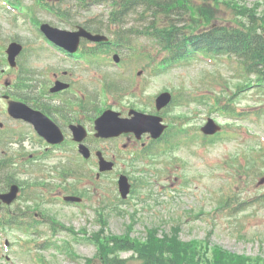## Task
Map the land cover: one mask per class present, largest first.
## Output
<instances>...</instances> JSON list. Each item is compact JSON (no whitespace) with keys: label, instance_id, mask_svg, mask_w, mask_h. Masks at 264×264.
I'll list each match as a JSON object with an SVG mask.
<instances>
[{"label":"rangeland","instance_id":"obj_1","mask_svg":"<svg viewBox=\"0 0 264 264\" xmlns=\"http://www.w3.org/2000/svg\"><path fill=\"white\" fill-rule=\"evenodd\" d=\"M233 1L247 7L258 5L257 12L264 11V0ZM25 3L31 2L26 0ZM111 4L110 0L101 1L100 4H96L97 9L91 7V11L95 14L101 13L103 18H107L112 9ZM221 9L217 11L219 17L217 23L229 24L228 21L232 18V14L223 6ZM139 11L140 9L136 13L138 14ZM130 16L135 17V13ZM16 17L14 13L0 7V25L7 27L6 30ZM18 17L17 25L18 22L21 23V17L25 20L24 31L21 32L24 42L27 39L32 40V25L29 17L24 14ZM83 17H86L84 13L76 14L77 20H81ZM36 18L60 28H69L65 23L59 22L45 11L37 10ZM33 31L35 36L39 35L35 24H33ZM139 43L145 45L144 50L149 49L146 44L148 41L140 39ZM40 44L48 52L55 50L43 38ZM35 52L27 54L29 69H41L53 64L64 65L59 62L60 59L57 56L51 57L47 52L38 51L39 56ZM153 60L157 61V57ZM208 69L217 71L224 78L236 77L233 63L218 60L209 64L195 59L187 65L170 67L167 72H162L157 76L151 75L147 80L152 85L148 84L144 91L155 94L166 86L182 84L190 86L192 95L206 93L208 90L202 87L199 76ZM238 72L237 68V78L242 79ZM36 77L43 79L44 73L38 74ZM139 84L140 81L135 79V87H138ZM224 90L221 83L215 82L210 92L213 97H216ZM222 100L225 102L227 99L224 97ZM262 104L264 106L263 93L257 91L255 87H250L236 100L235 107L244 113L258 108ZM174 108L175 106L169 111L171 115H176L184 109L173 110ZM195 109L199 113L190 112L189 115L193 118L192 121L198 123L207 112L201 103H197ZM214 117L226 123L238 121V124L225 126L221 136L213 140V146L206 144L205 139L199 136L193 142H182L171 150L169 149L166 152L165 160L161 158L154 160L156 166L164 169V172H156L150 165L149 158L140 159L132 169L129 159L133 157L134 153L131 155L129 152L124 153L120 150L121 146L116 149L120 150L119 153L116 151L117 157L120 158L117 161V169L125 170L133 178L142 174L149 185L140 188L135 183L131 196L121 203L117 200L119 196L114 186V174L108 173L102 177L101 181L104 183L98 185V191L101 194L105 193L101 207L109 199H112L107 203V232L123 233L130 222L131 214L135 212L132 237H143L147 227L157 226L159 231L166 232L171 226L178 224L180 226L179 236L183 241L208 239L210 244L220 246L230 252L264 256V201L256 200L257 196L264 194V184H257L261 177L257 173L264 166V114L257 117L244 113L240 118H232L228 121L223 117ZM173 156L176 158L173 159ZM170 160L172 161L171 165H166ZM234 160L236 165H232ZM249 162L254 164L253 174L246 172ZM85 171L88 172V184L90 185L96 173L93 163L88 162L85 165ZM59 183V180L55 183L56 188L53 189L52 195H59L60 189L64 188ZM72 183H74L73 180H69L67 184ZM227 197L234 199L229 205L221 206L219 201ZM245 202H249V204L245 205ZM114 204L120 205L122 215L111 211L110 206ZM97 208L98 201L91 197L85 200L81 207L66 205L57 200L51 202L47 209L54 210L52 215L57 223L77 231L84 228L86 233L90 234L98 228V224L93 220ZM104 212L106 213V210ZM40 231L41 235L35 237V254L37 257H43L46 264H85L84 259L91 258L95 253L93 245L84 240L73 238L72 234L64 228L50 232L49 225H43ZM46 241L51 243L48 248L43 247V243ZM64 241L70 243L77 257L73 258L65 249H59ZM30 253L31 251H27V249H11L9 253L11 263L0 262V264H16L17 262L33 264ZM127 255L123 254V256Z\"/></svg>","mask_w":264,"mask_h":264},{"label":"trees","instance_id":"obj_2","mask_svg":"<svg viewBox=\"0 0 264 264\" xmlns=\"http://www.w3.org/2000/svg\"><path fill=\"white\" fill-rule=\"evenodd\" d=\"M183 2L184 0H167L162 6L168 10L182 6L175 4ZM233 6L237 12L248 14V18L245 21L240 19L243 22L238 21V27L223 29V33L228 38V44L250 57V67L259 63L264 66V32L260 30L262 25L258 22V17L252 16V12H249L252 10H244V7H238V5ZM192 8L194 7H191V15L196 16V9ZM200 13L204 16L201 9ZM206 15L204 20L209 21L213 18V10L207 9ZM259 19L263 20V17ZM145 32L150 33V29L146 28ZM219 33L221 34L220 30ZM153 35L165 39L172 48L182 42L179 34L174 38V33H168L166 29L161 30L156 27ZM172 38H174L173 43H170ZM96 241L98 254L104 259V264H264V260H252L243 256L235 257L220 248H213L209 251L194 241L182 242L177 237L176 229L170 235L164 234L161 237L155 229H149L144 241L131 239L127 235L110 236L106 240L97 236ZM121 251H132L133 255L122 259L119 257Z\"/></svg>","mask_w":264,"mask_h":264}]
</instances>
